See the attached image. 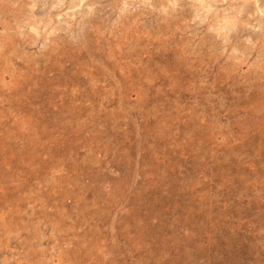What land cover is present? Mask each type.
I'll use <instances>...</instances> for the list:
<instances>
[{"label": "rangeland", "instance_id": "rangeland-1", "mask_svg": "<svg viewBox=\"0 0 264 264\" xmlns=\"http://www.w3.org/2000/svg\"><path fill=\"white\" fill-rule=\"evenodd\" d=\"M0 264H264V0H0Z\"/></svg>", "mask_w": 264, "mask_h": 264}]
</instances>
